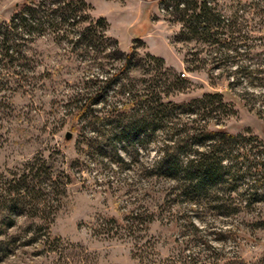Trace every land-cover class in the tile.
I'll list each match as a JSON object with an SVG mask.
<instances>
[{"label": "rangeland", "instance_id": "374dc122", "mask_svg": "<svg viewBox=\"0 0 264 264\" xmlns=\"http://www.w3.org/2000/svg\"><path fill=\"white\" fill-rule=\"evenodd\" d=\"M28 1L0 0V264H179L187 255L195 264H264V198L245 201L264 180L232 172L206 200L183 202L174 182L147 171L160 132L135 150L116 142L118 160L100 155L90 113L73 115L92 83L114 73L111 90L89 96L90 108L109 122L103 129L120 136V127L140 115L135 109L149 88L165 105H185L175 109L181 128L205 125L235 136L236 165L256 163L264 149V0H209L222 20V47L175 40L181 25L167 20L169 0H82L88 8L73 27L45 18L52 0ZM21 4L37 10L39 22L12 30ZM97 17L123 53L134 51L129 70L97 31L90 47L78 35L88 23L98 30ZM144 53L162 58L181 83L165 87L173 76ZM214 93L225 108L192 103ZM113 106L118 111L108 113ZM29 167L34 192L17 197L16 180Z\"/></svg>", "mask_w": 264, "mask_h": 264}, {"label": "trees", "instance_id": "16d2710c", "mask_svg": "<svg viewBox=\"0 0 264 264\" xmlns=\"http://www.w3.org/2000/svg\"><path fill=\"white\" fill-rule=\"evenodd\" d=\"M169 1L171 4V12H168V14H171L173 17L167 20L178 22L181 25L178 34L175 36V40L187 41L195 39L205 42L208 45L221 46V42L225 39L219 37L217 28H220L222 20H220L219 15L214 12V8L209 4V0ZM28 2L31 3L33 0H29ZM61 3L62 5H60ZM51 4L54 8L50 10L49 14L46 13L47 17L45 15V18L53 23L54 19L52 15H54L56 19L69 27H73L81 22L82 19H79L80 16L77 14L79 12H85L88 8V5L82 0H66L65 3H63V0H52ZM168 6L169 4H164V9L167 10ZM36 11L37 10L33 7L21 4L20 8H18V13L13 12L11 15L9 20L10 28L12 30L16 29V27L32 28L39 22V19L34 17L36 16ZM95 22L99 24L98 30L88 23V25L81 27L78 35L84 38L85 41L87 40L86 43H88L87 45L90 47L97 31L99 37L105 38L111 42L116 59H119L120 56L123 55L125 62L121 65V68L126 71L129 70V66L132 65L130 64V60L132 62L135 55L132 48H129L127 53H123L117 47L115 39L105 36L106 22L104 18L97 17ZM232 38L233 37L230 35L228 40ZM226 47L228 46L223 45V48L228 50ZM144 55L157 63L158 68L164 76H167L166 74H171L173 76L172 83H169V85L167 84L165 87H173L181 83L182 79L164 66L162 58L155 57L149 53H144ZM113 75L114 73H110L109 77L98 79L96 82L100 84L96 82L92 83L90 87L92 90L90 89V92H86V94L89 95L79 99L82 101V104L76 107L75 113L73 114L75 118H79L83 116L85 112H89L90 117L93 118L91 122L94 125L98 124L99 127H91L90 132L94 134L92 137L93 142L98 144L97 146L101 156L105 157L111 154L118 159L117 149L115 147L116 142H125L127 146L135 150L137 144L142 141H147L154 132H160L157 146L158 154L152 162L146 166L147 171L154 176L166 178L174 182V190L182 197V201L191 204H197L198 198H201L198 200H206V198L209 197L208 195L213 191L217 192L216 185L219 183H226L223 176L229 177L232 172H245L244 174L246 176H244L246 178L250 177L251 181L258 180L259 178L264 180V149L259 153L263 155H261L256 163L252 165L247 163V165L243 167L241 165H236L237 163L235 161L237 156H230L232 152L231 144H233L235 136L227 134L222 130L205 129V125H202L200 128H181V126H179L180 124L177 122L178 119L174 121V117L177 116L175 109L185 105H165L160 102L158 93H154L149 88L144 89L143 96L145 98L141 100V106L135 109L139 111L140 115H138V118H132L120 127V130L117 131L120 136L111 129H103L102 126L108 125L109 122L104 123L97 115V110L90 108V105H93L95 101L89 96L90 93L95 95L100 91L106 94L108 90H111L110 87L114 86L116 83V81H110ZM125 93L127 94L126 91ZM132 96L134 98L133 100H135V95H130V98H132ZM194 102L202 103L201 107H203V109L210 107L209 111L225 108V106H227L223 104L219 93L204 94L199 99L192 100V103ZM116 104L123 105L122 102H117ZM212 105L215 106L212 108ZM230 110L231 109L228 108L225 114H231L232 111ZM114 111H118V109L113 106V109L109 110L108 113ZM181 112L189 114L194 113L192 109L179 111V113ZM72 127L75 129L74 125ZM258 143H260V141H258ZM195 144L200 147H196L197 149L194 150L190 149V147L193 145L195 146ZM224 160H227L229 163L224 164ZM112 162L115 163L117 161L112 160ZM241 168H243L244 171L241 170ZM32 169L33 167H29L26 174L22 173L20 178L16 180L18 185L13 190H15V195L17 197L24 198L27 197L29 193L30 195L33 194V187L30 185L35 179L33 175H31ZM251 169L253 171H251ZM28 176L30 178V184L26 183V178ZM53 182L54 181H49L51 186ZM249 188L250 187L247 186L244 190H248ZM253 195L259 196L257 199L253 200V202L262 200L264 198V187L261 188L259 186L251 189L250 192L245 194V201ZM216 202L219 201L216 199ZM250 202H252V200ZM217 207L220 208L223 206L218 204ZM221 212L224 213V211ZM259 227L264 228V223H261ZM207 248H209V246H207ZM204 250H206V248ZM187 257V259L183 257V259L179 260V264L196 263L194 259H190L189 255H187Z\"/></svg>", "mask_w": 264, "mask_h": 264}, {"label": "water", "instance_id": "95a60500", "mask_svg": "<svg viewBox=\"0 0 264 264\" xmlns=\"http://www.w3.org/2000/svg\"><path fill=\"white\" fill-rule=\"evenodd\" d=\"M65 140L69 139L70 138V133L69 132H66L64 134V137H63Z\"/></svg>", "mask_w": 264, "mask_h": 264}]
</instances>
